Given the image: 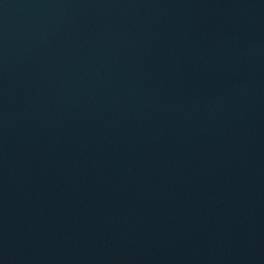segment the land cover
<instances>
[{
	"label": "water",
	"instance_id": "95a60500",
	"mask_svg": "<svg viewBox=\"0 0 264 264\" xmlns=\"http://www.w3.org/2000/svg\"><path fill=\"white\" fill-rule=\"evenodd\" d=\"M0 264H264V0H0Z\"/></svg>",
	"mask_w": 264,
	"mask_h": 264
}]
</instances>
